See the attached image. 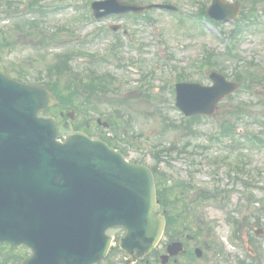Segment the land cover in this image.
I'll list each match as a JSON object with an SVG mask.
<instances>
[{"label":"rangeland","instance_id":"rangeland-1","mask_svg":"<svg viewBox=\"0 0 264 264\" xmlns=\"http://www.w3.org/2000/svg\"><path fill=\"white\" fill-rule=\"evenodd\" d=\"M27 1L14 0L16 9L11 13L6 6L0 9V26L10 42L4 48L7 67L27 73L26 83L47 87L46 69L59 56L71 54L73 72L60 82L67 95L76 89L65 84L72 83V77L114 76L109 95L92 97L93 105L84 108L77 101L75 121L95 135L112 138L127 152L129 161L163 172L165 197L179 217L178 228L191 237L186 249L203 250L201 258L180 256L177 263L264 264V235L255 234L257 229L264 230V0H253L255 16L243 19L247 32L234 40L237 59L223 55L228 50L225 38L233 42L234 22L203 28L195 26L193 19L154 10L138 22L110 18L97 23L88 15L90 3L96 0H38L46 10L35 14ZM166 1L177 6L181 15L196 14L210 4V0ZM241 1L240 16L251 7L249 0ZM112 23H121L123 29L113 33ZM208 54L229 80H238L241 88L251 92L224 100L212 118H196L188 128L175 106L174 83L183 73L191 75L192 82L210 85L207 71L199 69ZM86 98L81 94L79 101ZM61 111L69 112L59 106L51 116ZM100 117L112 120L110 127L99 125ZM226 120L238 127V134L220 132ZM235 165L242 176L233 171ZM233 220L238 225L236 233L228 222ZM109 235L117 244L123 230H111ZM17 248H0V264H21L24 255H32L29 249ZM124 261L116 251L102 264Z\"/></svg>","mask_w":264,"mask_h":264},{"label":"water","instance_id":"water-1","mask_svg":"<svg viewBox=\"0 0 264 264\" xmlns=\"http://www.w3.org/2000/svg\"><path fill=\"white\" fill-rule=\"evenodd\" d=\"M220 80L213 106L236 89ZM51 102L46 90L8 80L0 65V113L10 114L14 129L24 128L27 116L30 138L10 143L0 135V242L32 247L34 257L24 264H94L110 247L107 229L124 226L125 253L134 260L146 255L165 228L152 173L69 124L39 119ZM60 136L68 137L66 144L56 143Z\"/></svg>","mask_w":264,"mask_h":264}]
</instances>
